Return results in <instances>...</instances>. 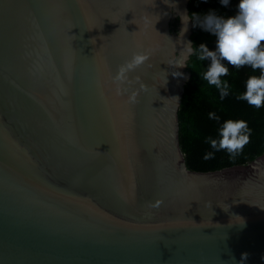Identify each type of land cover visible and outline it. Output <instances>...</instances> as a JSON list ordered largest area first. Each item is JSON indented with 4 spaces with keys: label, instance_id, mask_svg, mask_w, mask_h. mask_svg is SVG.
<instances>
[{
    "label": "water",
    "instance_id": "obj_1",
    "mask_svg": "<svg viewBox=\"0 0 264 264\" xmlns=\"http://www.w3.org/2000/svg\"><path fill=\"white\" fill-rule=\"evenodd\" d=\"M189 2L0 0V264H264V156L179 147Z\"/></svg>",
    "mask_w": 264,
    "mask_h": 264
},
{
    "label": "trees",
    "instance_id": "obj_2",
    "mask_svg": "<svg viewBox=\"0 0 264 264\" xmlns=\"http://www.w3.org/2000/svg\"><path fill=\"white\" fill-rule=\"evenodd\" d=\"M239 0H229L227 6L220 0H190L189 12L192 21L191 41L193 53L186 63L189 79L183 87V93L177 112L178 142L184 156L185 166L193 172L215 173L247 166L264 156V105L251 106L238 97L246 91L249 77L261 75L260 69L253 70L245 65L239 69L222 61L229 69L227 76H221L222 82L229 85L228 95L221 99L220 91L203 79L210 60L198 59V48L206 44L209 50H215L216 37L198 26L195 16L201 19L209 13H215L225 19L238 14ZM195 14V15H194ZM215 113L219 120L209 118ZM243 120L251 130L249 142L243 150L230 157L226 150L216 151L208 143V138L219 139V129L227 120ZM212 152L213 158L205 160L206 153Z\"/></svg>",
    "mask_w": 264,
    "mask_h": 264
},
{
    "label": "clouds",
    "instance_id": "obj_3",
    "mask_svg": "<svg viewBox=\"0 0 264 264\" xmlns=\"http://www.w3.org/2000/svg\"><path fill=\"white\" fill-rule=\"evenodd\" d=\"M227 6L229 0H220ZM195 15V14H194ZM199 27L215 35V50H209L206 44H201L198 59L210 60L203 79L210 85H215L220 91L221 99L228 95V83L220 77L227 76L229 69L222 61L239 69L249 65L253 70L260 69L259 77L251 76L246 82V91L238 97L251 106L260 108L264 105V0H239L238 14L227 19L209 13L202 19L195 16ZM189 51H192L191 49ZM144 56L133 57L132 64L138 65ZM209 118L219 120L215 113H209ZM251 130L243 120H227L219 129V139L208 138V143L216 151L226 150L230 157L235 158L249 142ZM205 160L213 158L208 152ZM248 258V253L241 254V262Z\"/></svg>",
    "mask_w": 264,
    "mask_h": 264
}]
</instances>
